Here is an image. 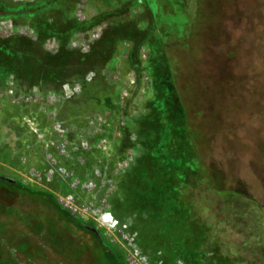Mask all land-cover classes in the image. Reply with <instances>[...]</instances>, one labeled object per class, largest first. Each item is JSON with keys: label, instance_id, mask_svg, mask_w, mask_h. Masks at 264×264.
Here are the masks:
<instances>
[{"label": "rangeland", "instance_id": "obj_1", "mask_svg": "<svg viewBox=\"0 0 264 264\" xmlns=\"http://www.w3.org/2000/svg\"><path fill=\"white\" fill-rule=\"evenodd\" d=\"M52 1L0 0V5L12 13L48 5L43 14L49 20L63 12L80 23L98 18L95 26L69 41L70 48L82 53L90 52L109 28L136 32L140 65L133 68L130 62L135 42L124 40L100 72L68 78L56 92L40 78L6 85L0 76L4 184L14 181L54 197L63 210L94 228L124 264H195L184 254L200 256L196 264H224L225 259L264 264V0H215L224 12L218 23L222 43L210 44L208 52L197 47L183 59V79L203 108L208 106L210 118L215 116V130L203 152L210 179L192 162V154L182 152L176 163L181 197L197 234L192 242L177 240L181 250L169 247L171 232L168 237L158 232L166 228L183 237L185 229L154 226L152 219L139 215L129 186L132 168L144 150L141 129L149 108L160 109L162 119L172 113L164 99L154 104L151 64L162 61L161 46L167 40L189 35L196 0ZM32 22L33 16L0 17V40H35ZM210 23L208 35H201L209 42L217 36V22ZM43 46L49 56L60 47L55 39ZM218 78L228 83L219 84ZM215 106L222 109L220 117L213 114ZM181 135H174L173 141L179 143ZM15 201L8 190H0L1 206ZM31 204L27 207L34 212L37 205ZM4 244L0 238V254L7 249ZM37 264L47 262L38 259Z\"/></svg>", "mask_w": 264, "mask_h": 264}, {"label": "trees", "instance_id": "obj_2", "mask_svg": "<svg viewBox=\"0 0 264 264\" xmlns=\"http://www.w3.org/2000/svg\"><path fill=\"white\" fill-rule=\"evenodd\" d=\"M56 2L53 0L52 5ZM195 2L196 14L189 35H184L178 41L167 40L161 46L164 47L162 61L159 63L154 60L151 64V72H155L152 80L157 98L154 104L157 105L159 98L164 99L172 113L168 118L162 119L160 109L154 106L149 108L141 129L144 134V150L132 168V185L129 186L132 204L139 215L152 219L154 226L168 227L173 224L177 230L178 225L185 229V235L181 237L166 228H158V233L163 236L168 237L171 232L169 239H172L168 244L173 250L183 249V244L177 240L192 242L193 235H197L194 225H190L188 204L181 197L182 180L177 173L180 169H177L176 163L181 161L182 152L183 156L186 153L192 154V162L198 163L202 173L210 179L209 173L204 169L203 152L208 138L215 130L212 127V118L215 116L210 118L208 106L203 108L196 98L195 90H191L188 82L183 79V59L185 54L197 51V47L203 51L207 49L208 52L210 44L217 41L222 43L218 23L224 12L218 10L215 0ZM47 6L12 13L0 5V17L10 16L15 19L16 16H33L31 26L37 33L35 40L25 37L0 40V76L6 85L16 80L40 78L41 83L51 84L49 89L55 91L68 78L79 79L100 72L113 59L124 40L135 42L130 62L133 68H139L136 56L141 41H137V36L140 35L136 32L109 28L90 52L82 53L70 48L69 41L73 34L95 26L98 18L80 23L69 13L63 12L56 19L54 17L49 20L43 14ZM208 20L217 22V36L210 42L201 38V35L203 38L208 35V26H212L211 23L208 25ZM51 39H55L60 45L54 56L43 51V45ZM218 80L219 84L228 83L226 79ZM220 93V90L214 93L215 104H219L217 99ZM221 110L215 106L213 114L220 117ZM179 133L182 138L176 143L173 136ZM8 182L5 185L0 178V190L5 188L16 200L10 207L0 205V238L5 240L7 248L0 254V258L3 257L5 264H37L38 259L45 260L47 264H124L94 228L63 210L54 197L14 181ZM30 204L33 207L34 204L37 205L34 212L27 207ZM12 207L16 211L13 212ZM8 232L18 238L19 242L5 237ZM31 239L35 243L30 242ZM183 256L195 264L200 257H190L189 254ZM225 260L224 264H232Z\"/></svg>", "mask_w": 264, "mask_h": 264}, {"label": "water", "instance_id": "obj_3", "mask_svg": "<svg viewBox=\"0 0 264 264\" xmlns=\"http://www.w3.org/2000/svg\"><path fill=\"white\" fill-rule=\"evenodd\" d=\"M106 218L108 219V216H106Z\"/></svg>", "mask_w": 264, "mask_h": 264}]
</instances>
